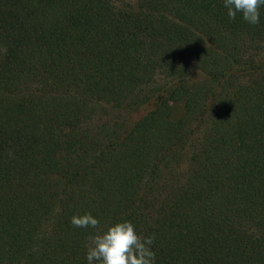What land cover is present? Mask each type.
Listing matches in <instances>:
<instances>
[{
	"label": "trees",
	"instance_id": "1",
	"mask_svg": "<svg viewBox=\"0 0 264 264\" xmlns=\"http://www.w3.org/2000/svg\"><path fill=\"white\" fill-rule=\"evenodd\" d=\"M86 213L155 264H264V6L0 0V264H88Z\"/></svg>",
	"mask_w": 264,
	"mask_h": 264
},
{
	"label": "clouds",
	"instance_id": "2",
	"mask_svg": "<svg viewBox=\"0 0 264 264\" xmlns=\"http://www.w3.org/2000/svg\"><path fill=\"white\" fill-rule=\"evenodd\" d=\"M230 19L239 14L250 25L260 20V8L264 0H223ZM71 224L78 228H92L96 232L87 238L86 260L88 264H155L152 245L155 234L143 237L137 234L130 221L101 226L91 214L74 215Z\"/></svg>",
	"mask_w": 264,
	"mask_h": 264
},
{
	"label": "rangeland",
	"instance_id": "3",
	"mask_svg": "<svg viewBox=\"0 0 264 264\" xmlns=\"http://www.w3.org/2000/svg\"><path fill=\"white\" fill-rule=\"evenodd\" d=\"M179 107L180 106H178L177 109H176L177 110V113L179 111ZM143 109L141 111H139V112L137 111V112H134V113H131V114H128V115H123L122 116V119L123 120H127L128 122L131 123V122L135 121L138 117H140L145 112V110H143Z\"/></svg>",
	"mask_w": 264,
	"mask_h": 264
}]
</instances>
